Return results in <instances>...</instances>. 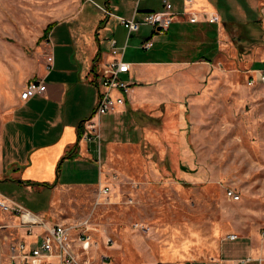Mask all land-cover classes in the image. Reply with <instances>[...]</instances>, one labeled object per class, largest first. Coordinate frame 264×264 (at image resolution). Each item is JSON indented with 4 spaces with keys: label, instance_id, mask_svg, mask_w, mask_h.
I'll list each match as a JSON object with an SVG mask.
<instances>
[{
    "label": "rangeland",
    "instance_id": "rangeland-1",
    "mask_svg": "<svg viewBox=\"0 0 264 264\" xmlns=\"http://www.w3.org/2000/svg\"><path fill=\"white\" fill-rule=\"evenodd\" d=\"M171 1L176 12L183 0ZM47 2L0 0V45L17 41L25 24L43 21L36 8ZM152 4L162 7L161 0ZM255 23L263 27L243 28L240 37L222 41L213 64H192L199 76L185 87L182 76L168 81L169 87L162 77L145 82L142 97L127 98L114 114L101 117L94 147L102 148L96 152L104 181L57 193L55 209L69 220L66 226L89 221L100 246L94 264L175 261L183 256L166 259L163 250L181 249L184 242L186 256H210L229 233L264 242V82L253 72L264 63V21ZM153 30L143 26L139 34ZM106 186L108 196L101 193ZM3 188L35 213L52 197L47 188ZM229 190L240 198H231ZM219 227L226 232L219 235ZM108 236L112 248L105 249ZM2 256L0 251L5 264Z\"/></svg>",
    "mask_w": 264,
    "mask_h": 264
},
{
    "label": "crops",
    "instance_id": "crops-1",
    "mask_svg": "<svg viewBox=\"0 0 264 264\" xmlns=\"http://www.w3.org/2000/svg\"><path fill=\"white\" fill-rule=\"evenodd\" d=\"M47 1L49 5L36 8L35 17L44 16L43 21L25 24L24 36L0 45V197L24 205L3 187L13 184L27 192L47 188L52 193L50 204L38 214L50 223L66 225L69 220L55 213L57 193L104 181L102 156L98 157L96 152L99 149L102 154V148H95L84 131L99 98L95 77L114 57L111 41L115 39L121 47L128 42L124 58L130 63V72L122 74L127 76L124 80L132 82L127 98L139 99L145 91V82L161 77L167 83L182 76L185 87L187 79L199 76L198 70H190L192 64L200 63L202 67L213 64L219 58L222 41L228 42L235 35L240 37L241 29L264 21V0H183L173 11L174 22L167 32L161 35L153 30L148 36L140 35V29L129 40L120 17L132 18L138 10L136 16L140 19L144 13L162 7L156 8L153 0ZM105 8L114 15L108 16ZM48 11L52 13L45 14ZM213 13L219 15V22H209L208 15ZM244 37L248 36H242L246 41ZM148 39L153 46L146 50L142 43ZM49 54L54 56L51 68L47 66ZM31 80L44 82L46 91L22 100L21 91ZM165 87H169L168 83ZM177 90L173 86L171 91ZM114 93L120 95L118 91ZM18 222V217L0 209V225L9 226L2 231L5 239L0 251L4 262L8 238H26V230L18 227ZM216 232L220 235L226 230L219 227ZM229 235L215 244L213 255L188 257L189 244L184 242L183 253L175 248L163 250L166 259L179 255L183 258L151 264H238L241 259H249L247 264H264V242L259 244L239 235L230 239ZM102 246L112 248L106 245V237ZM99 250L100 246H92V264Z\"/></svg>",
    "mask_w": 264,
    "mask_h": 264
},
{
    "label": "built area",
    "instance_id": "built-area-1",
    "mask_svg": "<svg viewBox=\"0 0 264 264\" xmlns=\"http://www.w3.org/2000/svg\"><path fill=\"white\" fill-rule=\"evenodd\" d=\"M141 0H138L140 2ZM108 16L114 13L105 8ZM138 10L132 18L120 17L122 25L128 31V40L133 33L138 32L142 25H150L155 34H164L174 22L173 3L171 0H162V9L144 13L142 18H137ZM211 23L220 21L217 14L208 15ZM128 42L125 46L117 45V41H111V51L114 57L105 63L101 73L95 77L99 89V98L92 117L86 122L84 136L88 141L100 139L99 128L101 117L105 114L116 112L118 106L125 105L127 95L130 93L132 82L122 78V74L130 72V63L124 56ZM153 41L148 39L142 43L143 49H150ZM47 66L51 68L54 56H47ZM257 79L264 82V63L262 67L255 69ZM46 84L39 80L29 81L21 91L20 98L28 100L35 95L46 91ZM118 91L120 95H115ZM101 193L109 195L110 187L106 186ZM228 194L233 199L240 196L235 190H229ZM0 209L12 213L19 218L18 227L26 230V238H12L7 240V254L5 264H92L91 248L99 245L94 242L89 221L78 223L74 226H66L59 223H50L44 216L33 212L21 203L7 197H0ZM8 225H0V237L2 231ZM238 235H229L230 239H236ZM112 237H106V245H112ZM105 257V256H103ZM249 259H241L238 264H247Z\"/></svg>",
    "mask_w": 264,
    "mask_h": 264
},
{
    "label": "trees",
    "instance_id": "trees-1",
    "mask_svg": "<svg viewBox=\"0 0 264 264\" xmlns=\"http://www.w3.org/2000/svg\"><path fill=\"white\" fill-rule=\"evenodd\" d=\"M68 155L70 156V153ZM68 155H66V157H68ZM59 172H60V166L58 167V173ZM29 184H37V185L46 186V187H52L53 186V184H49V183H29Z\"/></svg>",
    "mask_w": 264,
    "mask_h": 264
}]
</instances>
